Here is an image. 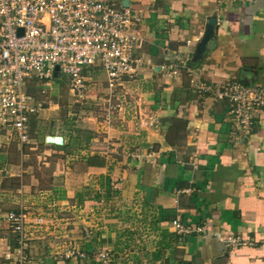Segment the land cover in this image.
Returning a JSON list of instances; mask_svg holds the SVG:
<instances>
[{
	"label": "crops",
	"instance_id": "1",
	"mask_svg": "<svg viewBox=\"0 0 264 264\" xmlns=\"http://www.w3.org/2000/svg\"><path fill=\"white\" fill-rule=\"evenodd\" d=\"M129 2L142 14L143 43L131 106L147 125L131 115L79 125L106 134V146L95 134L88 143L46 129L57 116L48 100L67 79L56 78L48 100L30 83L27 92L47 103L29 142L0 128V264L17 262V236L2 216L21 208L60 213L55 226L28 229L26 264H264V113L245 136L215 95L233 82L264 87V0ZM211 18L206 52L192 63ZM90 83L107 90L102 70ZM176 219L189 233L176 232ZM130 241L141 247L127 250ZM72 250L84 257L66 258Z\"/></svg>",
	"mask_w": 264,
	"mask_h": 264
},
{
	"label": "built area",
	"instance_id": "2",
	"mask_svg": "<svg viewBox=\"0 0 264 264\" xmlns=\"http://www.w3.org/2000/svg\"><path fill=\"white\" fill-rule=\"evenodd\" d=\"M123 1L0 0V128L21 146L30 140L32 118L45 111L47 103L29 94L28 85L35 83L47 99L56 78H66L71 94L85 101L96 70L106 75L107 100H122L121 115H131L140 126L147 125L138 109L131 106V92L142 65L136 57L143 44L142 14L130 5L125 7ZM170 71L178 74L174 66ZM215 95L229 101V114L241 133L252 135L257 115L264 113V87L233 82L217 89ZM112 110L116 108L111 106L110 114ZM43 218L22 208L2 216L17 236L16 264L28 262V229L44 230L55 224ZM173 227L179 234L189 233L179 219L173 221ZM65 257L84 255L72 250ZM98 258L107 262L109 254L100 253Z\"/></svg>",
	"mask_w": 264,
	"mask_h": 264
},
{
	"label": "rangeland",
	"instance_id": "3",
	"mask_svg": "<svg viewBox=\"0 0 264 264\" xmlns=\"http://www.w3.org/2000/svg\"><path fill=\"white\" fill-rule=\"evenodd\" d=\"M65 79V78H63ZM58 85L56 84L54 86V90H56ZM107 92L105 90V87L98 84L96 86H93L90 88L89 91V99L85 101H80L76 97H74L71 92L69 91V88L66 85H63L60 87L58 93L51 97L48 101H51L52 104L55 106L54 111L57 112V116L54 118H50L47 120L45 128L49 130H55L58 132V129L60 127H64L71 131L72 136L74 139H76V134L84 136V140H87L88 143L91 141V138L94 137V134L96 138L99 137V140L106 146V142H103V138H106V134H96L95 132H92L90 130H81L79 129V125L83 123H89V119L92 117H96L98 121H107L109 118L110 124H117V123H123V115L120 113L119 106L122 105V100H116L113 99L111 101L107 100ZM115 107L116 110H112V114H110L109 108ZM51 107V105L49 106ZM86 121V122H84ZM108 122V121H107ZM89 125V124H88ZM64 165L62 164V167ZM66 168H70L71 165H65ZM65 171V170H64ZM69 172V171H68ZM106 197V196H105ZM46 214L43 215L42 213H36L35 217H44L46 220L53 221L55 223L56 219H60V213L54 212V211H45ZM31 213V212H30ZM43 218V219H44ZM32 219V218H31ZM60 222V221H59ZM64 226H66L67 232H69V225L65 222L62 223ZM55 226V225H54ZM52 228V227H50ZM137 232L133 234V236H136ZM123 246V245H122ZM136 247H141L139 243L133 241H130V245H128L127 250L134 249L136 250ZM143 264H148L147 261L142 260Z\"/></svg>",
	"mask_w": 264,
	"mask_h": 264
},
{
	"label": "water",
	"instance_id": "4",
	"mask_svg": "<svg viewBox=\"0 0 264 264\" xmlns=\"http://www.w3.org/2000/svg\"><path fill=\"white\" fill-rule=\"evenodd\" d=\"M129 0H124L123 1V5L125 7H129ZM215 19L214 18H211L208 22V26H207V29H206V35L203 39V41L201 42L200 46L198 47V51H197V54L195 56V59L193 60L192 63L196 62V60L198 58H200L201 56H203L206 52V49H207V44L208 42L210 41L212 35H213V30H214V26H215ZM46 142L47 143H52V144H55V145H61L63 143V138L60 137V136H50L46 139Z\"/></svg>",
	"mask_w": 264,
	"mask_h": 264
}]
</instances>
